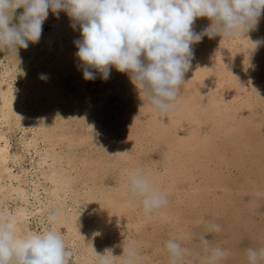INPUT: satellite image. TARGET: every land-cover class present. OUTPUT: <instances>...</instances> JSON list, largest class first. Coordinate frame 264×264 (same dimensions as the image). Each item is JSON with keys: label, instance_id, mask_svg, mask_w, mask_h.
Segmentation results:
<instances>
[{"label": "bare ground", "instance_id": "obj_1", "mask_svg": "<svg viewBox=\"0 0 264 264\" xmlns=\"http://www.w3.org/2000/svg\"><path fill=\"white\" fill-rule=\"evenodd\" d=\"M79 39L78 22L49 11L38 43L0 53V212L16 216L21 236L61 232L70 264H98L95 252L121 256L123 246L138 264H168L165 242L185 233L192 264L204 260L201 235L228 252L220 264H247L248 248H264V43L251 44L264 40V12L244 38L205 36L192 46L166 117L115 67L107 80L97 72L88 90ZM136 168L166 194L163 216H144L128 200ZM210 223L221 230L208 233Z\"/></svg>", "mask_w": 264, "mask_h": 264}, {"label": "clouds", "instance_id": "obj_2", "mask_svg": "<svg viewBox=\"0 0 264 264\" xmlns=\"http://www.w3.org/2000/svg\"><path fill=\"white\" fill-rule=\"evenodd\" d=\"M17 9H23L18 16ZM49 11L57 16L63 11L79 23L81 39L75 41L76 56L84 66L86 81L95 80L97 72L107 80L115 67L129 74L143 93V104L166 117L175 110L180 86L186 83L184 76L194 58L192 46L205 36L244 38L256 28L264 0H0V52L17 56L30 42L38 43ZM198 18L210 21L199 32L193 28ZM262 43L264 40L251 42L254 48ZM41 79L46 76L42 74ZM125 191L129 201L139 200L142 215H164L166 194L142 169L128 173ZM57 217L58 212L52 211L47 221L54 224ZM220 230L218 224L207 226L208 233ZM192 238L185 233L165 242L168 264H192L180 242ZM200 243L205 253L202 264H220L228 256L225 249L211 246L206 235L200 236ZM246 252L247 264L264 261V248L250 247ZM95 254L98 264H115L121 257L122 264L139 262L138 252L130 246H123L121 256H114L111 249ZM71 257L61 232L49 228L21 236L16 216L0 212V264H70Z\"/></svg>", "mask_w": 264, "mask_h": 264}, {"label": "rangeland", "instance_id": "obj_3", "mask_svg": "<svg viewBox=\"0 0 264 264\" xmlns=\"http://www.w3.org/2000/svg\"><path fill=\"white\" fill-rule=\"evenodd\" d=\"M21 11H23V9H21ZM15 19V17L13 18V20ZM193 28H194V30L195 31H202L201 29H200V27L199 26H195V25H193ZM43 30L45 31V30H47V27L46 26H44L43 27ZM1 53V52H0ZM25 59V58H24ZM23 63H25V61L23 60ZM27 63L28 64H30L29 62H26L25 64L27 65ZM23 67H24V65H23ZM99 83H100V80H99V78H96L95 80H90V81H86L85 82V85L87 86V89L88 90H90V91H93V90H95L96 89V87L99 85ZM16 134H19V131L17 130L16 131ZM18 135H12V142H14L15 143V138L17 137ZM14 148V147H13Z\"/></svg>", "mask_w": 264, "mask_h": 264}]
</instances>
